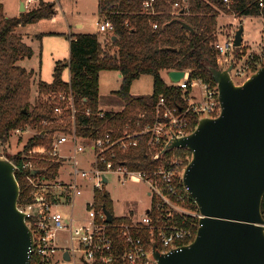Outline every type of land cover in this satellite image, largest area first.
Instances as JSON below:
<instances>
[{"label": "built area", "instance_id": "2783aa9c", "mask_svg": "<svg viewBox=\"0 0 264 264\" xmlns=\"http://www.w3.org/2000/svg\"><path fill=\"white\" fill-rule=\"evenodd\" d=\"M189 1L175 3L172 15L185 9ZM155 2H145L144 12L156 13ZM260 7L264 8V0H260ZM153 27L158 29V24ZM98 28L107 40L103 44L106 47L114 24L110 19H102ZM248 46L243 41L242 46L236 47L235 37L225 45L216 43L218 55L227 57L226 66L232 67L231 76L236 84H243L254 73V68L264 63V42L259 53H244L243 49H249ZM172 85L180 88L182 106L171 105L161 97L154 114L144 111L137 122L118 129L109 128L107 119L102 125L93 127L92 132L83 134L78 133L79 110L73 94L46 97V101L55 103V124L62 128L69 125V129L57 130L50 145L34 147L28 155H23L20 167L15 165L24 171L31 199L26 205L18 203L33 233L30 264H157L154 249L167 254L192 243L186 244L192 241V230L174 221L176 214L184 223L188 216L199 220L201 217L199 210L193 213L182 205L185 196L176 186L183 183L186 163H190L192 155L164 157V150L173 139L193 133L202 119L219 117L222 109L218 86L207 79L185 71L184 78ZM86 114L91 115V110ZM98 116L106 118V112L100 109ZM49 124L42 122L43 126ZM88 128L89 125L84 126L85 130ZM142 139L146 140L152 159L161 162L155 171L131 170L122 162L121 155L137 148ZM37 161L56 165L55 176L47 175V168L39 167ZM110 177L122 184L129 181L148 186L151 205L142 220L121 225L114 220L107 222L99 195L107 193ZM173 204L180 205L178 210ZM63 210H68V214ZM154 212L162 216L156 219ZM136 232H146L148 241Z\"/></svg>", "mask_w": 264, "mask_h": 264}, {"label": "trees", "instance_id": "16d2710c", "mask_svg": "<svg viewBox=\"0 0 264 264\" xmlns=\"http://www.w3.org/2000/svg\"><path fill=\"white\" fill-rule=\"evenodd\" d=\"M36 1H39V7L20 18H8L4 15L0 0V144L7 143L14 131L38 129L22 152L5 153L17 167L22 165L23 155H28L34 147L50 145L57 130L69 129V125L62 128L55 124V103L46 101L47 96L73 94L75 106L79 110V134L92 132L93 127L102 125L107 119L110 121L109 128L115 129L135 123L144 111L154 114V107L161 97H165L171 105L182 106L184 103L180 88L167 83L163 74L170 71H188L193 76L207 79L210 84L217 86L210 68H220L216 49L219 41L218 18L222 15L239 18L264 16L260 0H229L228 3L224 0H190L187 7L179 10L176 16L172 15L173 5L183 3V0H156L154 14L144 12V4L148 0H99L101 20L110 19L114 24V31L108 34L109 44L105 48L100 33L70 36V60L57 63L51 83L38 82L40 98L33 105L31 97L34 72L22 67L20 62L33 58L35 51L17 34V29L21 25L49 19L55 14L54 4L45 0ZM182 22L191 26L193 31L185 28ZM154 24H158V29H154ZM43 36L39 35L38 38L42 39ZM66 68L70 69L69 82L63 78ZM257 68H254V72ZM104 71H116L122 76L120 89L115 95L122 101L123 110L106 112V118H100L99 77ZM143 76L154 78V92L148 97H134L131 93L132 85ZM88 109L91 110V115L86 114ZM43 121L50 124L43 126ZM86 125H89L87 130L84 129ZM173 154L189 157L192 155L188 149L180 148L166 151L164 157ZM121 158L125 165L136 171H155L161 163L152 159L151 151L143 139L137 148L122 154ZM37 163L39 167L47 168V175L55 176L56 165L45 161ZM188 164L187 162L186 165ZM16 177L21 187L19 204L26 205L31 199L24 171L17 169ZM176 186L185 196L182 205L197 213L196 203L188 195L183 183L179 182ZM99 196L100 206L106 207L113 214L109 194ZM155 212L156 219L158 215L162 216ZM262 213L264 216V199ZM174 221L192 230V241L186 244L193 242L199 219L188 216L184 223L183 218L176 214ZM114 223L131 224L132 221L127 217H114ZM136 234L147 241L149 239L146 232Z\"/></svg>", "mask_w": 264, "mask_h": 264}, {"label": "water", "instance_id": "95a60500", "mask_svg": "<svg viewBox=\"0 0 264 264\" xmlns=\"http://www.w3.org/2000/svg\"><path fill=\"white\" fill-rule=\"evenodd\" d=\"M243 35L241 26L236 47ZM210 70L219 89L220 116L202 119L193 133L173 139L164 150L192 153L183 184L201 215L197 235L167 254L154 249L153 256L157 264H264V65L243 84L234 82L232 67ZM184 76L185 71L167 73L172 84ZM16 171L0 155V264H30L34 246L26 214L18 207ZM104 212L112 223L113 214L106 207Z\"/></svg>", "mask_w": 264, "mask_h": 264}, {"label": "rangeland", "instance_id": "374dc122", "mask_svg": "<svg viewBox=\"0 0 264 264\" xmlns=\"http://www.w3.org/2000/svg\"><path fill=\"white\" fill-rule=\"evenodd\" d=\"M22 1L26 0H1V4L3 6V10L8 14H17L19 11H22ZM45 1L55 5V14L51 18L45 19L36 24L30 26L27 24L26 26L28 27L25 29V31L31 36L32 40L30 39V43L33 44L35 50L39 53L41 47L43 46L45 52H43L41 56L36 55V57L32 60L28 59L21 61L20 65L30 70L37 69L36 72H38L40 68H38V66L40 62H43L42 79L50 82L53 80V69L48 66L49 61H51V55L48 54L47 50L49 46L54 47L55 56L59 59L62 61L65 60V58L67 59L69 54V36H72V33L97 34L99 32L98 24L101 22V18L99 16V0ZM29 6L32 9L37 8L39 7V1L32 0ZM217 23V35L219 38L218 43L225 45L227 41H230L232 37H235L234 35H236L237 30L243 26L244 42L246 45H249V49L244 48L243 52L249 53L251 51H255L256 53H259L261 51L260 48L264 42V17L239 18L222 15L218 18ZM80 25L83 26L81 29L78 28ZM39 35L44 36L42 39H39ZM101 40L103 41V44L104 41H107L104 35H101ZM27 41L29 40L25 41L28 44ZM226 58L227 57H224L223 54L218 55V60L221 61V63L219 62L221 69H227V64L225 63ZM163 76L165 80L168 81L167 74L165 73ZM38 82L39 77H34L31 97V103L33 105L36 100L40 98ZM120 86V74L116 71H105L100 73V101L106 110L117 112L123 107L122 101L114 93L119 91ZM131 89V93L135 97L151 96L154 92V78L152 76H143L133 83ZM37 131L38 129L35 128H26L22 131L17 130L12 132L8 142L0 144V155L6 156L5 153L18 154L22 152L28 141L37 134ZM106 191L112 202V212L116 218L127 217L131 219V221H140L143 219L147 209L151 205L148 196V186L144 183H133L127 181L125 184H122L119 183L118 180H115L114 177H110V184L106 187ZM174 207L178 210L177 207H180V205H174ZM68 212V210H63V213L66 215Z\"/></svg>", "mask_w": 264, "mask_h": 264}, {"label": "crops", "instance_id": "0c3cea01", "mask_svg": "<svg viewBox=\"0 0 264 264\" xmlns=\"http://www.w3.org/2000/svg\"><path fill=\"white\" fill-rule=\"evenodd\" d=\"M29 1H30V0H26V1H22V2H21V5H22V4L24 5V8H25L24 11H19L17 14H8L7 12H5V11L3 10L4 15H5L6 17H8V18H14V17H18V18H19V17H21L23 14H26V13L30 12V11L32 10V8H30V6H29L30 4H28ZM46 2H47V1H46ZM41 21H43V20H41ZM41 21H40V22H41ZM35 24H36V23H35ZM30 25H33V24H28V26H30ZM28 26H26V25H21V26H19L18 29H17V34L21 35L25 41H26V40H29V41H27L28 44H29L32 48H34L33 44L30 43L31 36L25 31V29H26ZM82 27H83L82 25L78 26L79 29H81ZM52 33H53V32H52ZM98 33H99V32H98ZM76 34H80V33H75V34L72 33V35H76ZM50 36H51V35H50ZM55 36H56V35H55ZM69 37H70V36H69ZM53 38H55V37H53ZM31 40H32V39H31ZM47 50H48V54L51 55V61H49V65H48V66H49V67H52V69H53V76H54V71H55V68H56L57 63H58V62H63V61L68 62V61L70 60V38H69V54H68V58H67V59L65 58V60L62 61V60L59 59L57 56H55V50H54V47H53V46H49V48H48ZM34 51H35V55L33 56V58H31V59H29V60L34 59V58L36 57V55L41 56V55L43 54V52H45L43 46L41 47L39 53H38V51L35 50V48H34ZM26 60H28V59H26ZM39 67H40V68H39ZM38 68H39L38 72H36L37 69H33V70L28 69V70H29V71H33V72H34V77L38 76V77H39V81L41 80V81L46 82V83H51L53 80L50 81V82H47L46 80H43V79H42V77H43V72H42V70H43V62H40ZM104 72H105V71H104ZM117 73H119V72H117ZM119 74H120V73H119ZM66 76H67V77H66ZM121 77H122V76H121V74H120V79H121ZM63 78H64V80L67 81V82L70 81L71 74H70V69H69V68H66V70L64 71ZM164 79H165V78H164ZM166 82L169 83V84H171L169 78H168V81H166ZM131 92H132V89H131ZM114 93H116V92H114ZM132 95H133V94H132ZM134 97H135V96H134ZM100 109L103 110V111H105V112H116V111H112V110H106V109L104 108L103 104L101 103V101H100ZM122 110H123V107H122L119 111H117V112H120V111H122ZM113 216H114V215H113Z\"/></svg>", "mask_w": 264, "mask_h": 264}]
</instances>
